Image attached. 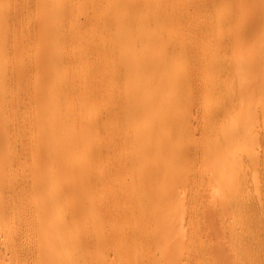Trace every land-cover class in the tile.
<instances>
[{
  "label": "rangeland",
  "instance_id": "1",
  "mask_svg": "<svg viewBox=\"0 0 264 264\" xmlns=\"http://www.w3.org/2000/svg\"><path fill=\"white\" fill-rule=\"evenodd\" d=\"M120 2L0 0V264H50L39 226L54 215L44 180L58 179L60 171L54 159H45L49 141L43 138L62 121L80 127L90 115L101 128L90 143L102 149L116 144L123 155L112 154L91 170L102 180L92 189L97 213L73 220L65 207L63 222L45 226L49 238L69 233V261L55 245L56 262L264 264V0H125V9ZM122 10L125 75L131 77L133 56L141 57L149 45L152 54L163 55L161 64L169 59L167 66L183 73L175 88H154L182 129L179 159L172 164L178 186L173 201L158 207L153 201L142 212L133 199L136 170L122 174L119 168L137 147L116 132L123 122L119 108L130 104L126 91L137 90L132 84L125 91L118 76L124 71ZM139 14L151 15L143 36ZM49 111L60 121L49 124ZM246 121L255 129L254 141L224 146L221 135ZM66 158L84 168L89 163L80 150ZM61 183L57 189L73 188L64 199L80 195L74 177ZM77 233L82 243L73 244Z\"/></svg>",
  "mask_w": 264,
  "mask_h": 264
},
{
  "label": "bare ground",
  "instance_id": "2",
  "mask_svg": "<svg viewBox=\"0 0 264 264\" xmlns=\"http://www.w3.org/2000/svg\"><path fill=\"white\" fill-rule=\"evenodd\" d=\"M120 1H121L120 5L125 9V0H120ZM149 16L151 17V15ZM149 16L147 15L141 16V14H139L138 18H140L141 20H137L139 23V26L137 25V27H138V32L141 36H143L144 34L142 29H144L146 22L149 20L148 19ZM118 25L120 26V33L118 36V40L120 45L124 46V49L122 51L123 59H124L122 63V69L124 71L118 72L119 73L118 76L119 78L122 79V87L125 91L127 90V86H129L128 88H130L132 84L136 86L137 89L136 91L133 92H130L128 90L126 91L127 97L130 100V104H127L124 101L119 108L120 117L122 119V120L120 119V122L121 121L123 122L121 123L120 127L116 129V132L121 131V134H125L126 137L129 136L130 138L129 140L137 146L134 153L130 155H126L125 160L123 158L121 159V161H119V163H121V166L119 168L122 174H125V171H128L129 173L130 170H132L130 172H135L136 170L137 180H135V182L137 184L136 185L137 192L133 194L134 196L133 199H134L135 207H137L139 211L142 212L143 206L148 203H153V201L154 203L155 201H157L156 204L159 201H164V202L173 201L175 188L176 186H178L177 180L179 179L175 178V172H174L175 169L172 168V164H175L174 160L178 158L176 157V154L180 150L181 146L180 143L177 141V139L178 136L179 137L181 136L182 131L179 130L181 129V127L174 116L175 114L173 107L162 103L159 99L160 97L157 95L158 92L155 91L154 88L155 85H162L163 87H167V88H172V87L175 88V85L180 84L179 82L183 80L182 78L183 73L182 71L179 72L178 70V74H177L175 71L177 66L174 64L173 65L170 64L171 66L170 65L167 66L169 63L168 62L169 59L168 60L164 59L168 63L165 62V64H161L160 59L162 61L163 55L161 56V55L152 54L150 50H153L154 48L152 47V45H149L145 48V50L147 51L141 57L133 56L136 57V60L134 62L136 69L134 70V73H132V75L134 76V74L136 73V77H133L131 75V77H133L131 78L128 74L125 75V37L126 36H125V13L123 10L120 12L118 16ZM151 37L153 38L154 46H156L157 49L158 47L156 44H159V39L155 34H152ZM119 65H121V63ZM180 73H182L180 75L182 79L181 81H180V76L178 77ZM153 77H155V79L157 78L158 81L156 82L157 79L155 80ZM87 97H89V94ZM90 97L86 98L87 100H89V102L90 100L92 101ZM89 102L88 105L90 104ZM125 104H127V106ZM125 116H127L126 120H125ZM245 117L249 119L248 115H246ZM45 118L48 121V123L51 125L55 122L60 121V119L57 118V116L52 117V113L50 111L45 115ZM137 122L140 124V126H138ZM77 123L78 122L72 123V125L73 124L75 125ZM99 126H100L99 121L98 119H96L95 115H90V118H88L85 124L81 125L80 127L69 128L62 121L60 122L58 129H55V127L54 129L51 128L49 135L46 138H43L44 140L47 139L49 141L47 144L48 146L46 148V151L44 153L45 159H48L47 161L54 159L58 163L59 171H60V172L58 171L59 172L58 179L56 178V176H54L55 177L54 178L53 176L49 175L44 180V188L46 193H48L47 199L49 200V207H48L50 210L49 212L52 213V215L54 213L53 215L54 217L53 216L52 218L49 217V219H51L50 222L54 221L53 219L60 220L61 222H63L65 207L66 208L71 207L74 214L73 220L83 215L87 216L89 214L97 213L96 212L97 205L94 204V199H93L94 193L96 191L94 192V190L92 191V189L93 187H95V185L99 186L100 184H102V180L98 178L97 176L98 173L93 171L91 172V170L93 166H98L100 163L108 159L109 156H111L112 154H116V157L119 156V158L123 155L119 150L116 149L117 147L116 144L113 145L109 144L110 146L109 145L108 147L106 146L107 147V148L105 147L106 149H102L103 147L102 148L95 147L93 144L90 143L89 141L90 136H92L93 133L99 132V128H100ZM101 126H103V124ZM191 128L189 127L190 130ZM254 133H255L254 127L249 125V122L246 121L242 126L238 125L234 131H230V132L227 131V133L222 134L221 137L220 136L219 137L223 141L224 146H226L228 145V143L231 144V141L234 139L236 140L237 143L240 142V144L243 142V140L245 141L251 140L253 138ZM238 137H241V139L237 140ZM150 141L152 142L151 146L142 145L143 142H150ZM79 150L83 152V155L84 154L86 155V161L89 160L88 166L85 168L84 166L81 165L79 166L77 164H71L70 159L66 158V160H64L66 155L72 154L76 151L79 152ZM185 151L186 150H184L183 152ZM52 154H54V157H52ZM61 159L64 160V163L62 162ZM91 160H93L92 165L90 164ZM171 168L172 170L174 169L173 172ZM89 169L90 171L88 172ZM70 176L76 179L75 187L77 188V190H80V195L77 197H72L71 195H69L64 199L63 196L64 195L67 196L68 193L72 191L73 188L68 185L69 187L68 186L64 188L62 187V189L61 187H59L60 189L59 188L57 189L56 184L61 183V181L63 182L66 178ZM160 204L163 203L161 202ZM156 207H158V204ZM162 208L166 209L165 206H163ZM46 219L48 220V217ZM43 222L44 221L40 222L41 224L40 226L43 227L39 226V228H40V233L42 234V238L40 237L41 238L40 242L42 241V243L46 246V252L45 251L44 252L48 254V256H45V258H48L49 261L48 260L47 261L50 264H67V262L63 260L67 259V261H69V258H67L65 253H68L70 251L69 242L71 241H68L69 239L68 232L72 231L71 230L72 227H68L65 225V223L63 224L61 223L64 226V228L68 229V232L66 231L68 233L67 234L68 237L66 236L67 237L66 238L64 236L59 239L57 238L53 239V236H51L52 238L50 237L51 238L50 239L49 236L51 235L50 233H52V231L49 233L50 235H48L47 233L48 229L50 228L47 224H49L50 222L46 221V224L44 223L45 225L42 224ZM46 225L49 228H46L47 227ZM63 226H61V228H63ZM71 234L72 233H70V235ZM75 234L73 236L77 237L78 233L77 235ZM73 236H71V238H73ZM76 237H75L76 239L75 241H73L72 239L73 244L74 242L76 243V241L82 243V241L80 240L81 238H79V235L77 238H79L80 241ZM81 243H78L76 245L77 247H75V245L73 246L75 248H78L79 244L81 245ZM55 245L60 246L61 252H58V254L60 253L59 256H63L64 254V257H62L63 260L61 262H56L57 257H55V255L56 256L58 255L54 253ZM51 248L53 249V251ZM43 250H45V248ZM61 253L63 254L61 255Z\"/></svg>",
  "mask_w": 264,
  "mask_h": 264
}]
</instances>
